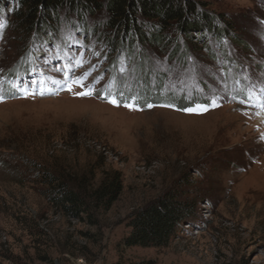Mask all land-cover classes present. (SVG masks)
<instances>
[{
  "label": "rangeland",
  "instance_id": "rangeland-1",
  "mask_svg": "<svg viewBox=\"0 0 264 264\" xmlns=\"http://www.w3.org/2000/svg\"><path fill=\"white\" fill-rule=\"evenodd\" d=\"M202 1L225 34L181 37L182 59L173 28L128 52L104 11L39 33L0 9V264H264V0ZM91 170L122 181L94 225L55 209L42 178ZM170 191L192 214L169 244L119 245Z\"/></svg>",
  "mask_w": 264,
  "mask_h": 264
},
{
  "label": "trees",
  "instance_id": "trees-1",
  "mask_svg": "<svg viewBox=\"0 0 264 264\" xmlns=\"http://www.w3.org/2000/svg\"><path fill=\"white\" fill-rule=\"evenodd\" d=\"M7 4L14 5L11 15L20 28H33L39 33L57 27L61 12L83 20L85 15L104 11L107 17L105 26L116 33L115 40L109 39L108 44L111 48L115 47L119 35L117 48H125L126 42L128 52L137 41L160 46L167 38L164 32L173 28L177 33L172 40L176 48L174 56L178 55L181 59L185 57L177 45L181 37L187 40L186 44H191L194 38L199 41L213 38L220 43L226 31L217 26L219 18L205 9L202 0H0V9ZM145 28L150 32H145ZM147 64L140 60L142 68L148 67ZM149 70L151 68L147 70L148 75ZM155 75L156 78L165 77L163 73ZM144 77L147 78V75L144 74ZM145 85V95L154 97L161 94L157 82L154 88L150 87L149 80ZM169 98L171 105L178 109L190 107L182 96ZM42 178L47 186V201L55 209L66 217L90 225L96 224L99 213L110 210L122 192L118 171L103 172L99 181H95L93 170L73 176L47 173ZM191 214L190 205L181 201L177 193L167 192L128 217L129 231L119 245L124 248H164L188 222Z\"/></svg>",
  "mask_w": 264,
  "mask_h": 264
},
{
  "label": "snow or ice",
  "instance_id": "snow-or-ice-1",
  "mask_svg": "<svg viewBox=\"0 0 264 264\" xmlns=\"http://www.w3.org/2000/svg\"><path fill=\"white\" fill-rule=\"evenodd\" d=\"M113 103H114V101H112ZM127 106V105H126ZM187 111H189V112H192L193 110L192 109H187Z\"/></svg>",
  "mask_w": 264,
  "mask_h": 264
},
{
  "label": "built area",
  "instance_id": "built-area-1",
  "mask_svg": "<svg viewBox=\"0 0 264 264\" xmlns=\"http://www.w3.org/2000/svg\"><path fill=\"white\" fill-rule=\"evenodd\" d=\"M81 261H82V260H80V261H79V262H80V264H81Z\"/></svg>",
  "mask_w": 264,
  "mask_h": 264
}]
</instances>
